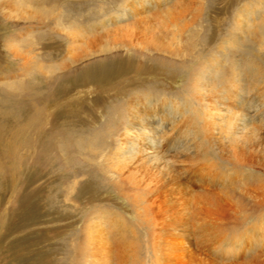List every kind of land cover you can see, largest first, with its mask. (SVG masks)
I'll return each mask as SVG.
<instances>
[{
    "label": "rangeland",
    "instance_id": "obj_1",
    "mask_svg": "<svg viewBox=\"0 0 264 264\" xmlns=\"http://www.w3.org/2000/svg\"><path fill=\"white\" fill-rule=\"evenodd\" d=\"M0 264H264V0H0Z\"/></svg>",
    "mask_w": 264,
    "mask_h": 264
},
{
    "label": "bare ground",
    "instance_id": "obj_2",
    "mask_svg": "<svg viewBox=\"0 0 264 264\" xmlns=\"http://www.w3.org/2000/svg\"><path fill=\"white\" fill-rule=\"evenodd\" d=\"M147 4V3H146ZM126 8L122 9V15H120L117 19L118 20H122L124 21L126 18L129 17V12H127V10H124ZM116 19V20H117ZM117 22V21H116ZM123 27H119L118 30L123 31L125 29H122ZM116 29V28H115ZM263 29V28H261ZM201 78V77H200ZM204 77H202V82H203ZM208 81V80H207ZM206 81V82H207ZM240 82V81H239ZM204 83V82H203ZM208 83V82H207ZM233 83V81H232ZM234 85V84H233ZM236 85V84H235ZM241 85V84H239ZM229 87V85H228ZM239 87V86H238ZM241 88V87H240ZM239 88V89H240ZM228 91V90H227ZM233 91V90H232ZM238 91V89H237ZM242 91V90H241ZM246 92V91H245ZM236 93H240V92H236ZM229 94V93H228ZM243 94V93H241ZM246 95V93H245ZM231 96V95H230ZM234 98L235 96H239L237 94H233ZM232 96V98H233ZM233 98V99H234ZM240 100H238V104L236 103V105H238V108L241 109V107L246 105L245 102V98L240 97ZM249 99V98H248ZM163 100V105L162 108L164 109L165 112H167L168 115L171 114H176V112L181 111L180 108H178V106L176 105L175 102L173 101H169L170 99H162ZM168 102V103H167ZM161 106V105H160ZM235 106V105H234ZM142 107V106H141ZM154 107V106H153ZM156 107V106H155ZM168 108V109H167ZM161 109V108H160ZM235 109V108H234ZM162 110V109H161ZM153 111V110H152ZM158 111V110H157ZM233 111V110H232ZM237 111V110H236ZM235 112V111H234ZM148 114H144L145 116L143 118H140L138 120V116L136 114H134L132 116V118L127 119L129 120V123L126 124V126H123V131H121V135H123V138L119 141L118 139V146L116 147V158L119 162L122 163H127L128 161H132L133 159L136 158L137 154L141 153L142 155H145L146 157H156L159 158V155L162 152H160L158 149H160V145L163 142H166V139L168 140V138L166 139H162V143H160L157 139L156 136L157 135V131L156 128H159L160 125L159 123L162 125V127L165 126V124H163V117H154L153 114L147 112ZM156 113V112H155ZM237 113V112H236ZM243 113V112H242ZM158 114V113H157ZM166 114V115H167ZM165 115V116H166ZM239 118H237L239 120V123L234 126V132H242L245 131V129L248 128V126L251 124H253V121L251 117H249V111L244 110V115L240 114L238 115ZM172 116H170L171 118ZM135 118V123H133V119ZM157 118V119H156ZM166 118V117H165ZM175 120V119H174ZM179 119H176V121ZM256 120V119H255ZM141 122H144L142 124H146L145 126H143L141 124ZM159 122V123H158ZM255 122V121H254ZM177 124V123H176ZM172 125V124H171ZM167 126V125H166ZM176 128V127H175ZM163 129V128H162ZM169 134V133H168ZM167 134V135H168ZM178 134V133H177ZM172 135V134H171ZM250 137V136H249ZM169 138H172L171 136ZM178 140V139H177ZM175 142V141H174ZM173 142V144H174ZM160 143L159 146H157L156 144ZM176 143V142H175ZM170 144V143H169ZM131 145V147H130ZM175 145V144H174ZM181 145V144H180ZM172 149V148H171ZM175 151V150H174ZM168 152V151H167ZM164 153V152H163ZM139 156V155H138ZM161 156V155H160ZM165 156V155H164ZM155 159V158H154ZM164 159V158H163ZM152 161V160H151ZM168 163V162H167ZM121 224V223H120ZM106 225V224H105ZM127 230V228H126ZM121 231V230H120ZM119 231V232H120ZM124 240H126L124 238Z\"/></svg>",
    "mask_w": 264,
    "mask_h": 264
}]
</instances>
